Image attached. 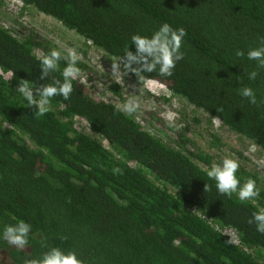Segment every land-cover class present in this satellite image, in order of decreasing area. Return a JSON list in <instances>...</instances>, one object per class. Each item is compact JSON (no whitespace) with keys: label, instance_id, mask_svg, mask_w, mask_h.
<instances>
[{"label":"trees","instance_id":"1","mask_svg":"<svg viewBox=\"0 0 264 264\" xmlns=\"http://www.w3.org/2000/svg\"><path fill=\"white\" fill-rule=\"evenodd\" d=\"M10 1L15 20L0 24V236L20 221L32 228L24 249L0 239L7 264H26L52 248L75 252L84 264H264V233L253 220L264 208V170L243 148L229 149L241 186L254 180L259 196L253 203L222 195L204 170L220 156L187 137L188 118L208 128L218 118L225 135L264 157V69L247 59L264 37V0ZM27 12L81 40L74 48L81 76L67 100L50 98L44 115L16 89L28 80L35 96V88L62 82L68 60L42 80L39 57L67 52L24 26ZM164 23L186 33L172 75L157 67L111 81L106 90L117 104L92 96L89 54L99 52L111 68L127 49L135 52L133 35L150 37ZM251 71L256 80L248 79ZM131 84L153 101L177 100L181 119L147 112L150 119L138 121V110L122 111ZM156 85L169 96L156 94ZM243 87L255 90L256 104L241 97ZM208 136L216 153L228 147Z\"/></svg>","mask_w":264,"mask_h":264},{"label":"clouds","instance_id":"2","mask_svg":"<svg viewBox=\"0 0 264 264\" xmlns=\"http://www.w3.org/2000/svg\"><path fill=\"white\" fill-rule=\"evenodd\" d=\"M185 35L184 29L174 30L167 23L162 24L150 37L133 35L131 39L135 52L127 49L119 62L111 65L113 74L122 77L132 72L136 76H141L142 73H151L159 67L161 75L171 76L176 63L184 58V53L180 49ZM258 40L259 46L247 51V59L255 61L258 68L264 69V37H258ZM235 55L239 58L244 57L245 53L243 51H236ZM39 58L42 65L40 76L42 80L50 72L58 70L61 59L66 58L68 60V64L62 72L63 81L53 80L51 84L35 88V96L34 86L28 80H21L19 82V87L16 90L27 101L28 106L35 105L37 109L36 114L44 115L49 111L50 98L61 95L67 100L70 97L73 91L72 81L81 76V70L77 67L79 56L74 48L67 50L66 57L60 50L53 49L48 54H40ZM121 63L123 71H121ZM133 65H136V67H133ZM258 74V71H251L247 73V76L249 80H256ZM239 94L241 97L247 98L250 104L257 103L254 89L243 87L240 89ZM137 108L138 103L135 101H129L122 105L123 111L129 115L135 112ZM213 119L218 125L219 119ZM239 167V162L236 159L224 158L220 163H213L210 167H205L204 170L207 177L215 181L216 190L220 194L231 197L233 193H236L240 201H252L254 203L255 198L259 196L256 182L248 179L241 186V181L236 175ZM114 171L118 172L119 169H115ZM209 188V185L204 186V190ZM253 220L256 223L257 231L264 233V208H260L253 214ZM31 228L30 224L20 221L16 225L6 226L0 239L7 241L8 244L19 249H24L28 244ZM26 264H84V262L77 257L75 252L65 254L59 248H52L40 259L26 261Z\"/></svg>","mask_w":264,"mask_h":264},{"label":"rangeland","instance_id":"3","mask_svg":"<svg viewBox=\"0 0 264 264\" xmlns=\"http://www.w3.org/2000/svg\"><path fill=\"white\" fill-rule=\"evenodd\" d=\"M13 2L10 0H0V24L1 25H8L9 23L13 22L11 20H15L14 15H9L7 12V9H10ZM20 8V5H15L14 13L17 14L18 9ZM24 26H29L30 29L35 31L37 35H39L42 39H45V41H49L51 44L56 45L58 48L63 49L67 52L70 48H79L81 45V40L76 36H69L68 33H66L63 29L59 27V25L50 19H47L46 17L42 15H38L36 13L27 12V15L25 17ZM88 67L90 68V73L92 76L90 77L92 88H91V94L92 96H96L105 102L108 103H114L117 104L118 101L113 97L107 90L106 86L111 81H117L120 80V77L113 74L112 69L108 67L109 64H107V61H104L101 54L97 51L91 52L88 56ZM85 80H87V77H84ZM104 87V88H103ZM156 94L159 96H169V93H167L163 88L160 86H154L153 87ZM126 103L129 101H135L138 103L137 110L139 111L138 114L135 116V119L138 121H142L143 119H150L147 117V112H158L160 115H162L163 118L171 119V118H177L181 119L180 114L182 110V105L179 104V102L175 99L170 100L167 104H163L162 101L156 102L152 99L146 97L145 94H143L138 86L129 85L126 89ZM122 104V105H124ZM121 105V106H122ZM122 109V107H121ZM123 111V109H122ZM188 112V110H187ZM189 122L190 127L192 128V132H189L187 137H189L198 147L204 150L205 153L214 154L220 156L219 159L221 161L224 158H231L236 159L229 153V149L235 148L236 150H240L243 148L244 157H247L250 159L251 163H253L256 167L259 166L261 170H264V157L256 155V152L253 149L246 150L244 145L240 144L238 140L234 139L233 137H229L225 135V132H223L220 129L219 124L214 121L212 123V127L208 128L207 121L202 120V124H199L198 126L193 124L191 122V119L188 118L187 123ZM156 131H159L157 128H154ZM161 131V130H160ZM159 131V132H160ZM196 132V133H195ZM156 134V133H155ZM197 134L199 137L195 136ZM161 135L164 137V133H161ZM208 135H217L219 137H222L224 142L228 145V147L223 148L221 150V153H216L215 149L210 148V138ZM237 160V159H236ZM238 161V160H237ZM239 162V161H238ZM245 164L247 168H252L253 164ZM0 261L2 264H7L8 260L5 253L0 252Z\"/></svg>","mask_w":264,"mask_h":264}]
</instances>
